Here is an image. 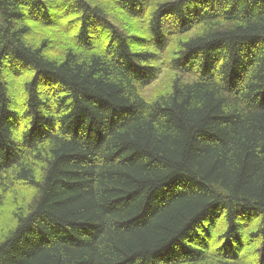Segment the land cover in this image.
<instances>
[{"label": "trees", "instance_id": "obj_1", "mask_svg": "<svg viewBox=\"0 0 264 264\" xmlns=\"http://www.w3.org/2000/svg\"><path fill=\"white\" fill-rule=\"evenodd\" d=\"M7 209L0 264H264V0H0Z\"/></svg>", "mask_w": 264, "mask_h": 264}, {"label": "rangeland", "instance_id": "obj_2", "mask_svg": "<svg viewBox=\"0 0 264 264\" xmlns=\"http://www.w3.org/2000/svg\"><path fill=\"white\" fill-rule=\"evenodd\" d=\"M26 77H27V74H23V76L21 77V79L20 80H14V87H15V92L13 93L14 94V98H16L17 99V102H18V104H16L17 105V107H19L20 106V103H22L23 102V93H22V90H21V86H20V84H21V82L24 80V79H26ZM161 84H163V83H161ZM159 84H156L155 85V87H157ZM154 87V88H155ZM153 88V89H154ZM165 88V85H161L160 87H159V89H164ZM22 131H23V129L22 128H20V132L22 133ZM8 205V207H10V208H13L14 206H15V204H14V201L12 200V202H10L9 204H7ZM11 210L12 209H10V210H8L7 209V214L4 216V218L1 220L2 222H1V224H0V230L1 229H5L8 225H9V214H8V212H11ZM249 248H251V247H245L244 249H243V251L246 253V252H250V249ZM251 250H252V248H251Z\"/></svg>", "mask_w": 264, "mask_h": 264}]
</instances>
